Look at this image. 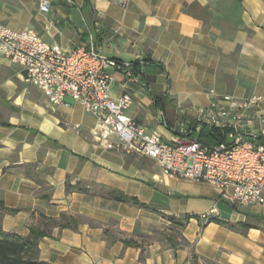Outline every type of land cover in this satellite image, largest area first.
<instances>
[{
    "label": "crops",
    "instance_id": "obj_1",
    "mask_svg": "<svg viewBox=\"0 0 264 264\" xmlns=\"http://www.w3.org/2000/svg\"><path fill=\"white\" fill-rule=\"evenodd\" d=\"M0 24L31 29L65 52L85 45L134 65L138 81L113 72L111 96L130 95L126 115L167 143L198 140L200 110L215 97L264 98V0H0ZM66 103L52 106L25 83L19 65L0 56L3 232L26 237L30 228L47 230L38 249L49 264H264V206L228 205L213 185L169 177L153 160L105 150L92 137L95 118ZM254 127L264 138V99ZM26 165L49 200L25 175ZM67 185L84 186L87 194L67 192ZM100 186L151 209L94 195ZM213 209L223 224L200 220ZM61 215L79 219L77 229L49 226ZM185 216L191 218L171 233L168 217ZM165 234H176L173 242Z\"/></svg>",
    "mask_w": 264,
    "mask_h": 264
},
{
    "label": "built area",
    "instance_id": "obj_2",
    "mask_svg": "<svg viewBox=\"0 0 264 264\" xmlns=\"http://www.w3.org/2000/svg\"><path fill=\"white\" fill-rule=\"evenodd\" d=\"M125 5L129 0H115ZM49 9L42 2L40 12ZM0 56L19 65L28 86L37 89L52 106L79 104L95 118L93 140L102 148L123 156L153 160L160 173L215 186L220 200L231 206H264V138L254 127V111L262 96L238 100L215 97L200 110V123L223 132L224 140L209 146L196 139L162 138L126 115L132 98L111 96L113 72L123 71L138 81L135 66L104 57L99 50L81 45L65 52L48 44L33 30L15 31L0 24ZM193 134L189 132L188 137ZM216 209L200 216L207 223Z\"/></svg>",
    "mask_w": 264,
    "mask_h": 264
},
{
    "label": "trees",
    "instance_id": "obj_3",
    "mask_svg": "<svg viewBox=\"0 0 264 264\" xmlns=\"http://www.w3.org/2000/svg\"><path fill=\"white\" fill-rule=\"evenodd\" d=\"M223 140L224 134L221 130L210 128L207 126H204L203 130L198 136L199 142L209 146L219 144ZM31 167L32 165L25 166V175L39 183L41 189L39 195L41 199L49 200V194L47 193L48 188L45 187L44 183L38 181V179L34 176L33 169H31ZM72 190H77L79 193L87 194V189L84 186L77 188L70 187L69 185L66 186L67 192H71ZM93 194L103 198L114 200L116 202L127 203L142 209H151L148 205L141 203L136 197L127 196L122 192L103 186L96 187ZM5 211L14 212V210L7 209H5ZM190 218L191 217L189 216H185L183 218L168 217V220L172 225L169 231L172 233L173 231H175L173 230L174 228L180 231L183 228L184 224ZM79 222V219L65 215H61L59 220H47V223L51 227L72 230L77 229ZM208 222L223 224L219 219L215 217H212ZM225 225L234 230H236L238 226L227 223H225ZM241 226L243 227V225ZM175 233L179 232L175 231ZM175 235L165 234L164 236L168 240V242H173ZM47 236H50V234L45 229L38 230L30 228L29 234L26 237H23L15 233L3 232L0 227V264H49L39 259L38 249L39 239ZM123 244L127 247H137L136 242H134L133 240H125L123 241Z\"/></svg>",
    "mask_w": 264,
    "mask_h": 264
}]
</instances>
